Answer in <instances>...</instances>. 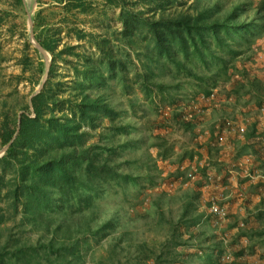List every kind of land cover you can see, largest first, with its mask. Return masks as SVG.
<instances>
[{
    "label": "trees",
    "instance_id": "1",
    "mask_svg": "<svg viewBox=\"0 0 264 264\" xmlns=\"http://www.w3.org/2000/svg\"><path fill=\"white\" fill-rule=\"evenodd\" d=\"M36 1L32 33L50 55L48 71L35 48L38 56H22L21 74L12 76L16 85L30 86L28 96L15 87L0 97V147L8 146L0 157V264H88L106 240L109 250L98 264H193L197 256L203 264H220L224 233L230 234L235 264L247 249L256 252L244 222L235 225L238 234L227 223L217 230L209 198L199 211L197 193L185 197L180 231L172 228L160 243L139 241L125 227L128 222L118 213L109 216L102 203L109 195L127 197L143 181L149 189L157 185L152 170L162 172L157 158L167 160L172 149H163L161 137L150 143L149 135L166 127L168 111L199 146L187 153V164V156L178 160L182 182L205 174L201 185H206L213 152L225 151L230 136L264 151V130L257 132L256 121L244 138L236 132L242 125L228 115L209 131L198 130L210 106L223 109L232 98L234 103L236 97L254 98L257 111L264 109V80L237 65L253 58L257 42H264V3L260 8L252 0ZM110 10L116 11L114 18ZM226 84L231 88L225 90ZM221 86L224 102H218ZM152 148L158 149L157 158ZM192 167L194 179L188 176ZM212 176L209 185L215 186L218 176ZM192 210L196 215L189 218ZM258 213L264 223V213ZM200 220L217 237L206 249L198 247ZM27 229L38 234L35 242ZM259 233L264 235V227ZM238 237L241 248L235 245Z\"/></svg>",
    "mask_w": 264,
    "mask_h": 264
},
{
    "label": "rangeland",
    "instance_id": "2",
    "mask_svg": "<svg viewBox=\"0 0 264 264\" xmlns=\"http://www.w3.org/2000/svg\"><path fill=\"white\" fill-rule=\"evenodd\" d=\"M252 1L260 8L264 3V0ZM23 2L22 7L14 5L15 0L0 1V15H4V10L9 12L8 15L3 16L4 22L0 25V54L5 57L4 61H0V97L7 95L15 87H17L20 96H28L30 92V86L27 83L22 82L16 85V81L12 79V76L21 74L19 62L22 56L25 54L34 58L38 56L35 52L38 44L33 38L31 20L38 11V4L36 0H23ZM108 14L111 18H114L116 11L110 10ZM112 24L116 25V22L113 21ZM28 44L30 45L29 47H27ZM255 47L256 54L253 58L245 63L240 61L237 65L240 71L244 69L246 74L251 77H258L264 80V42L259 40ZM40 52L48 65L50 55ZM240 74H238L239 78L242 77V74ZM231 86L232 84H226L225 90L229 87L231 88ZM39 89L40 87L37 88L36 92ZM222 90H224V86L219 88V98L221 100L218 99V102H224L222 99L227 98L226 93H223ZM186 93L188 94L187 91ZM233 99L235 98H232V101L227 105L222 103L223 109L218 107L215 111L214 108L219 105L210 106L204 115L205 117H203V121H200L198 130L209 131L213 124L228 115V117H236L239 124L246 127L247 132H252L255 121L258 122L257 132L261 133L264 130V111H257L255 99L248 96H240V98L236 97V103H234ZM151 113L156 114L154 112ZM168 114L169 120L166 127L159 126L155 131L150 132L149 135L150 143H154L157 137H161L165 140L163 149H172L171 157L167 160L157 158V148L150 150L152 156L158 159L156 164H159L162 170L160 174H157L156 169L152 170L157 185L149 189L148 186L150 184L148 181H143L141 186L128 190V193H126L127 197L122 193L118 196L109 195L102 203L103 208L108 212L109 216L116 213L120 214L123 220L128 222V225L124 224L125 227L131 228L139 241L148 240L152 243H160L170 235L172 228L177 227V232L178 230L180 231L177 225L184 211L183 207L187 194L193 195L197 193L199 195L198 210L202 211L205 199L212 192L223 191V182L229 180L230 187L226 193H232V195L224 201L230 216L227 224L231 226H227L232 229L237 223L244 222V229L248 232L252 242H249V244H254L257 252L247 249L245 262L246 264H264V235L261 236L259 233V230L264 227V223L256 218L259 214L258 209H261L264 213V179H256L252 183L247 178L249 174L264 176V151H258L254 146L251 147L252 145L246 143L247 139H238L234 135L230 136L227 139L225 151L213 152L211 159L215 164L210 165L208 169L214 176H218L219 183L215 184V186L212 184L208 188L205 187L206 185L202 186L205 174H198L196 179L187 183L182 182L181 176L179 177L176 169L179 165L178 160L187 156V153L196 150L199 146L191 132L186 131L182 125L172 118V112L168 111ZM141 125L139 122L138 126L141 127ZM141 136L147 137V132L143 129ZM143 152L144 150L142 149L138 153ZM241 152L243 155L239 156ZM3 154L4 148L0 147V157ZM187 160H189V157L184 160L186 164L188 163ZM167 191L172 193V195L167 196V193L165 194ZM195 215L196 212L192 210L188 217H194ZM162 216H164V221H160ZM200 221H202L200 228L202 232L198 247L206 249L212 243H217V237H211L213 236L212 227L206 220ZM238 231V227L232 229L233 234H238L236 233ZM26 236L32 242H35L38 238V234L29 229H27ZM259 239L263 241L260 242ZM235 241V245L238 248L243 246L242 238L238 237ZM107 246V240L96 246L94 257H88L87 259L88 264H98L97 262L101 256L105 255L106 251L109 250ZM198 247L196 245V249L200 250ZM200 256H204V254L202 253ZM193 262V264H203L198 256L193 258Z\"/></svg>",
    "mask_w": 264,
    "mask_h": 264
},
{
    "label": "built area",
    "instance_id": "3",
    "mask_svg": "<svg viewBox=\"0 0 264 264\" xmlns=\"http://www.w3.org/2000/svg\"><path fill=\"white\" fill-rule=\"evenodd\" d=\"M264 111V109L262 110ZM235 130V129H234ZM233 130V131H234ZM237 130H239V134L241 138H244L245 133L247 132L246 127L241 126L236 128V132ZM191 173L188 174V176L192 179L195 178L194 174H196L195 172H197V168L196 167H192V169L190 170ZM250 176L253 180L256 179H264V176H257V175H248ZM213 176L212 173L208 174V183L206 184V188H208L209 182L212 181ZM211 184V183H210ZM222 190H219V192L217 193V195L213 196V195H209V213L212 216V222L213 225L215 227H217V230H221V228L224 226L225 223L228 222V218H227V214H228V210L227 207L224 205H221L222 202H224L225 200H227L228 198H230V196L232 195V193H229L227 196L224 194L225 189L222 188ZM220 236V235H219ZM220 239L223 242V246H224V253L220 255V264H235L236 259L235 257L232 255L231 249H230V234L229 233H224L221 234ZM245 243H248V240H245ZM246 260V256L244 257V260L239 263V264H245Z\"/></svg>",
    "mask_w": 264,
    "mask_h": 264
},
{
    "label": "water",
    "instance_id": "4",
    "mask_svg": "<svg viewBox=\"0 0 264 264\" xmlns=\"http://www.w3.org/2000/svg\"><path fill=\"white\" fill-rule=\"evenodd\" d=\"M38 49L40 50V51H42V52H45L39 45H38ZM45 53H47V52H45ZM48 66H49V64L47 65V71H48ZM7 147L8 146H6L5 148H4V152H5V150L7 149Z\"/></svg>",
    "mask_w": 264,
    "mask_h": 264
}]
</instances>
